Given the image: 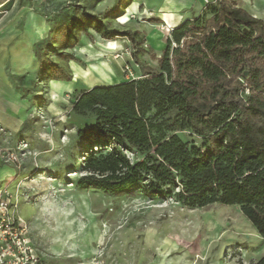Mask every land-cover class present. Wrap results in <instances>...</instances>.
Instances as JSON below:
<instances>
[{"label": "rangeland", "instance_id": "rangeland-1", "mask_svg": "<svg viewBox=\"0 0 264 264\" xmlns=\"http://www.w3.org/2000/svg\"><path fill=\"white\" fill-rule=\"evenodd\" d=\"M231 1L264 20V0ZM6 2L1 24L16 33L6 35L15 34L5 54L13 75L0 90V167L8 170L0 178V235L19 237L42 264H254L264 256V237L240 206L189 207L136 187L107 193L78 185L89 150L78 132L96 121L92 111L74 110L81 92L137 79L159 65L149 53L137 64L128 38L104 39L91 28L64 47L72 4L103 17L114 9L105 18L109 25L140 30L159 57L176 22L209 17L219 0ZM173 14L180 16L167 23ZM41 26L48 30L43 40L36 35ZM15 50L22 68L14 73ZM69 74L71 82L61 83ZM52 76L61 84L55 113L49 111ZM180 134L202 142L189 131Z\"/></svg>", "mask_w": 264, "mask_h": 264}, {"label": "trees", "instance_id": "trees-1", "mask_svg": "<svg viewBox=\"0 0 264 264\" xmlns=\"http://www.w3.org/2000/svg\"><path fill=\"white\" fill-rule=\"evenodd\" d=\"M72 8L64 47L91 28L104 39L128 38L137 64L149 53L159 65L137 79L81 92L74 110L92 111L96 121L78 132L89 148L79 187L107 193L136 187L189 207L237 205L264 237V20L219 0L209 17L174 27L157 57L140 30L109 25L114 9L103 17ZM254 264H264V256Z\"/></svg>", "mask_w": 264, "mask_h": 264}, {"label": "crops", "instance_id": "crops-1", "mask_svg": "<svg viewBox=\"0 0 264 264\" xmlns=\"http://www.w3.org/2000/svg\"><path fill=\"white\" fill-rule=\"evenodd\" d=\"M6 3H7L6 0H0V9L3 8ZM166 15H168V14H166ZM178 16H180V14H178L177 17ZM177 17L174 14L172 15V17L167 16V18H166L167 21L166 22L169 23L170 20L172 19V21L174 23V22L177 21ZM2 18L5 19L4 17H1L0 16V90L1 89L3 90V87L2 86L4 85V87H5V84L7 83L8 78L11 75H13V73H11L10 71L7 70V67L6 66H7L8 59L6 58L5 54L7 53V47L10 45L8 42H9V40H13L12 37H14L15 34L12 35L11 38H7L6 35L7 34L16 33L14 27H11V28L6 29L4 27L5 25L2 26V24H3L2 21H1ZM179 24H181V23L180 22L179 23L176 22L174 24V26L172 27V29L174 27H176L177 25H179ZM21 54L22 53H20V55H19V53H17V51L15 50V57L14 58L12 57L11 62L13 63V71H14V73L16 71H20V68H22L21 65H20V63H19ZM33 55L34 54H32V56ZM36 61H37V59L34 57L32 63L35 64ZM70 82L71 81H69V80H65V82L61 81V83H70ZM1 113L2 112H0V114ZM7 171H8L7 169H3V168L0 167V178L3 177L7 173Z\"/></svg>", "mask_w": 264, "mask_h": 264}, {"label": "built area", "instance_id": "built-area-1", "mask_svg": "<svg viewBox=\"0 0 264 264\" xmlns=\"http://www.w3.org/2000/svg\"><path fill=\"white\" fill-rule=\"evenodd\" d=\"M19 239L17 243L11 234L0 235V264H42L36 252L30 247L24 249Z\"/></svg>", "mask_w": 264, "mask_h": 264}, {"label": "clouds", "instance_id": "clouds-1", "mask_svg": "<svg viewBox=\"0 0 264 264\" xmlns=\"http://www.w3.org/2000/svg\"><path fill=\"white\" fill-rule=\"evenodd\" d=\"M47 28L46 27H39L36 28V35L40 40H43L47 36ZM50 92H49V99L51 100V104L49 105V111L55 113L56 112V105L58 102H60L61 99V84L60 82L56 80L50 81L49 84ZM65 90L70 91V89H67L65 87ZM41 139H45V137L41 136Z\"/></svg>", "mask_w": 264, "mask_h": 264}]
</instances>
